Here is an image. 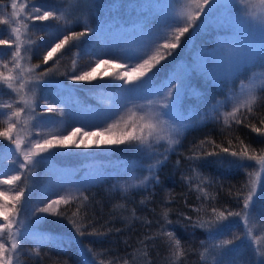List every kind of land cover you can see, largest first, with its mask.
Returning a JSON list of instances; mask_svg holds the SVG:
<instances>
[{
  "label": "trees",
  "instance_id": "16d2710c",
  "mask_svg": "<svg viewBox=\"0 0 264 264\" xmlns=\"http://www.w3.org/2000/svg\"><path fill=\"white\" fill-rule=\"evenodd\" d=\"M8 2L0 0V5H8ZM165 4L164 0H94L80 11L64 10V19L71 23L60 25L62 33L66 32L69 37L65 46L47 61H39V55L34 52L28 57L31 68L23 75V80L18 77L20 83L16 82L15 86H12L13 78L0 74V111L11 109L18 113L16 122L21 124L29 120L26 122L29 130L25 131L20 144L31 138L26 133H31L30 128L38 130L66 113V109L64 113L63 109L57 113L41 112L37 104L42 97H36L34 115L29 116L31 112L26 111L28 93L38 95L45 90L60 105L73 103V107L82 108L87 115L101 109L100 97L105 100L106 95L121 92L120 82L106 78L69 85L63 82L79 64L86 63L85 55H100L94 37L86 30L96 28L102 54L121 53L127 42L136 43L138 37L155 34L160 20L168 17ZM168 5L172 9L179 8L181 2L170 0ZM218 7L212 10L217 11ZM207 13L204 10L193 16L189 32L181 37L170 57L145 75L150 77L148 83L139 84L145 78L142 77L135 85L138 92L148 97L162 93L165 88L172 89L176 84L174 99L172 97L168 105L175 122L186 123L173 149L162 146L156 150L161 153L155 172L158 179L154 178L150 185L116 190L104 180L92 182L67 199V203L52 205L51 210L44 213L48 214V220L41 212L40 222L25 226L21 224L23 215L34 211L30 197L42 195L39 172L46 167L76 169L77 166L72 165L93 168L104 163L103 157L92 155L75 159L47 153L29 154V159L24 160L20 154L11 155L13 144L17 142L15 136L0 141V171L20 169L24 175L25 168L30 167L29 161H33L31 167L34 165L35 170L28 186L24 185V178L20 181L24 187L22 202L17 208L16 220L10 221L16 264H86L81 245L97 264H213L206 257V251L241 236L244 228L239 221L222 223L217 217L220 213L227 217L229 212L241 210L256 168L252 160L236 162L234 159L239 161L240 157L232 153L245 148L248 154L264 150V85L252 109L238 111L233 118L223 120L221 111L214 106L216 103L221 106L222 98H227L228 87L220 92L211 86L210 79L203 77L204 72L199 68L180 73V65L190 68L197 53L214 49L226 34L220 28L204 24L203 17ZM56 24L59 23L49 18L46 23L38 22L37 27L28 25L29 32H33V27L37 29L29 34L33 43L41 46V41L48 38ZM73 33L84 35L73 39ZM222 33L224 35L220 36ZM175 75L178 76L174 78ZM135 148L134 139L110 146L105 162L113 158L117 164L129 166ZM225 148L228 152L223 151ZM7 156L13 158L8 160ZM20 162L25 164L23 169ZM261 209L264 215V197ZM201 223L205 226L201 227ZM166 233L174 235L170 238ZM176 239L180 241L178 246Z\"/></svg>",
  "mask_w": 264,
  "mask_h": 264
},
{
  "label": "rangeland",
  "instance_id": "374dc122",
  "mask_svg": "<svg viewBox=\"0 0 264 264\" xmlns=\"http://www.w3.org/2000/svg\"><path fill=\"white\" fill-rule=\"evenodd\" d=\"M93 1L9 0L8 5L1 4L0 40L8 41V45H0V74H7L8 78H13L12 86H15L16 82L20 83L19 78L23 80V75L31 68L28 57L35 52L39 55V61L45 60L48 52L67 36L66 32L62 33L60 26L71 24L64 19V10L70 8L69 12L80 11L85 8L86 4L91 5ZM177 1H180L181 5L179 8L172 9L168 5L170 0H164L166 3L164 7L167 9L166 16L168 17L160 20L155 34L145 38L138 37L136 43L127 42L125 50L121 53L102 54L99 48L101 45L100 34L96 28L86 30L94 37L96 50L100 52V55H85L86 63L79 64L75 72L66 77L63 82L65 85L89 82L76 81L72 77L84 72H91L93 68L96 71L93 73L94 79L92 80L106 78L112 82L115 81V83L120 82L121 92L118 95H106L108 97L105 100L100 97L102 100L100 110L85 115V111L82 108L73 107V103L60 105L45 90L38 95L28 93L26 111L31 112L29 116L34 115L32 109L36 107V97H42L37 104L40 105L41 112L52 110L57 113L63 109L62 112L64 113L66 109V113L60 119L46 122L38 130L30 128L31 133H26L31 135V138L23 145L20 143H22L25 131L29 130L27 128L28 118L27 123L21 124V122H16L17 119L13 110L0 111L2 113L0 114V133H7L6 136L0 135V141L4 138L10 140L13 136L17 141L13 144L11 153L13 157L20 154L26 160L25 157L29 154L54 153L78 159L79 156L101 155L104 162L93 168H90L89 165H72L77 166L76 169L69 167L44 168L39 172L42 195L40 193V195L27 196V198L30 197L34 211L24 214L21 224L29 226L38 223L41 221L42 214L48 220V214H41L40 209L47 207L50 203L51 206L57 204L52 203L53 201L63 202L72 198L80 192L81 188L92 182L104 180L112 185L110 186L112 189L116 190H124L136 185H150L161 161V153L156 150L162 146L163 149H173L177 143V136L186 123L175 122L170 105H168V101L172 98L169 96V92L175 95L178 86L174 89L165 88L162 93L145 97L135 88L139 78L142 77L139 76L138 71L133 72L132 69L138 68L143 59H150L152 56H162L165 60L168 59L172 52L169 55L164 44L177 43L178 45L176 39L173 40L174 35L179 34L176 29L189 27V20H192L193 16H197L198 12L200 14L207 10L208 13L203 17L204 24L220 28L226 34L220 35H224V37L220 45L214 49L197 53L191 60L190 68L188 65H180V73H185L187 69L199 68L204 72L203 77L206 76L210 79L211 86L218 88L220 92L225 86L228 87L226 89L227 98H222L221 106L219 103L214 106L221 111L220 117L223 120L233 118L238 111H248L255 106L259 90L264 85V0H213L212 3L209 0V4H204L203 0ZM13 3H15V8L12 7ZM215 6H219L217 11L212 10ZM44 12L52 13L49 18H53L59 24H56L55 28L51 30L45 41H41V46L37 47L36 43H33V38L29 36V34L35 33L37 29L33 27V32H29L27 28L31 24L36 26L38 22L44 21L46 23V20L36 19L37 16H42ZM157 36L161 38L157 40ZM145 51H147V55L137 58ZM164 59L159 60L158 63L153 60L152 68ZM100 61H107V63H99ZM152 68L148 69L145 75ZM125 73L134 79L129 80ZM177 76L175 75L174 78ZM174 81L179 82L178 79ZM234 109L238 110L234 112ZM230 113L233 115H229ZM147 125H155V127L149 128ZM109 126L112 127L109 129ZM9 128H11L10 132L8 131ZM76 129H79V132L75 136H71V141L74 143L69 142L64 145L59 143L61 139L69 137ZM133 129H135L134 136L138 139H134L136 150L130 159L131 165H119L113 158L105 162L109 155V147L117 143L104 144L101 141L118 140L123 134L132 132ZM45 140L52 141V147L41 152L36 145L43 144ZM84 145L88 146L85 147ZM248 155L249 157H264V150ZM12 156L10 158L7 156L8 160H11ZM234 160L242 163L252 159L240 157L239 161ZM252 161L256 168L245 193L247 196L251 191L253 195V200L247 209V220L244 219L245 212L242 210V205L238 212L240 213L239 216H227L228 219L222 222L239 221L244 228L243 233L230 244L221 246V243L206 251V257H209L213 264H264V215L261 209L264 197V165L260 163L259 159ZM32 164L33 161H29L30 167L25 168L24 175H21L20 169L10 172L0 171L2 173L0 174V225L4 226L0 227V242L4 244L3 249L0 250V264H9V262L16 264L12 247L15 244L12 239L13 226L9 229L6 225L10 221L16 220L17 208L22 202L24 188L20 181L24 178L25 186L31 183L33 173H35L34 165L31 167ZM14 176H19L20 179L14 180L10 184L7 183ZM17 194H20L19 200L15 199ZM5 214L8 216V220H4ZM81 250L86 264H97L85 246L81 245Z\"/></svg>",
  "mask_w": 264,
  "mask_h": 264
},
{
  "label": "snow or ice",
  "instance_id": "6c2138e0",
  "mask_svg": "<svg viewBox=\"0 0 264 264\" xmlns=\"http://www.w3.org/2000/svg\"><path fill=\"white\" fill-rule=\"evenodd\" d=\"M203 2H204V4H209V0H203ZM212 2H213V0H211V3ZM12 7L15 8V3L12 4ZM205 11H207V10H205ZM51 15H52V13H50V12H44V14L42 16H37L36 19H39V20H47ZM197 15H199V12L197 13ZM192 19H195V18H192ZM189 25L191 26V20L189 21ZM194 30H195V28H193V31ZM176 31L179 34L175 37V39H176L177 42H179L180 39H181V37L184 36L185 33H188L189 32V27H180V28H177ZM83 35H84V33H73L72 34V37H73V39H78L79 37H81ZM160 38H161L160 36H157L156 37L157 40L160 39ZM68 39H69V37L65 36L64 40H62V41H60V43L56 44L55 47H53L52 50L50 52H48L47 56L44 58L45 61H47L50 58H52V56H53L54 53H56L59 49L63 48L65 46V44L68 42ZM0 45H8V41H6V40H0ZM176 47H177V43H165L164 44V48H165V50L168 51V54L169 55L171 54V52L173 50L176 49ZM18 54L19 53L17 52V55ZM143 55H147V51H145L140 57H137V58H142ZM162 59H164V57H162V56H152L150 59H143V62L139 65V67L138 68L134 67L132 69V71L133 72H137L138 71L140 77H145V72H147L148 69H150V68L153 67L152 61L155 60L158 63L159 60H162ZM99 63H107V61H100ZM95 71H96V69L93 68L91 72H84L81 75H74L72 77V79H74L76 81H90V80L94 79L93 73ZM125 75L128 77L129 80H133L134 79V77L128 75L127 73H125ZM149 80H150V77H145L144 80H141L139 82V84H146V83H148ZM172 87L175 88L176 85H172ZM169 96L173 97V99H174V94L172 92H169ZM165 106L167 107V105H165ZM236 110H238V109H234V112ZM0 114H2V113H0ZM14 115H19V114L18 113H14ZM229 115H233V113H230ZM111 127L112 126H109V129ZM147 127L154 128L155 125H147ZM255 130L257 132L260 131V129H255ZM8 131L10 132L11 131V128H9ZM134 131H135V129H133L132 132H127V133L123 134L121 136V138L118 139V140H115V141H113V140H104V141H101V143H104V144L122 143V142L127 141V140L138 139V137H135L134 136ZM77 132H79V129L74 130L70 134L69 137H65V138L61 139L59 141V143L61 145L67 144L69 142H73L74 143V141H71V136H75ZM0 135H5L6 136L7 133H0ZM84 146L87 147L88 145H84ZM36 147L41 152H43V151H45V149H50L52 147V141L45 140L43 144H37ZM223 151L224 152H228V149L225 148V149H223ZM232 155L233 156H239L241 158H248V159H252V160L259 159L260 163L262 165H264V157H259V158L255 157V156L249 157L248 151H247L246 148L242 152H233ZM25 159L27 160V159H29V157L26 156ZM24 167H25V164L24 163H21L20 164V168L23 169ZM0 174H2V173H0ZM19 179H20L19 176H14V177H12V180L7 181V183L10 184V183H12V181L19 180ZM155 179H158V177L155 178ZM15 199L19 200L20 199V194H17V196L15 197ZM252 200H253V195H252V192L249 191L248 195L244 197V201H243V209L242 210L245 212V217H244L245 220H247V216H248L247 209L249 208L250 202ZM58 202L59 201H53L52 203H58ZM65 203H67V201H65ZM50 210H51V203L47 207H45L43 209H40L39 211L42 212V213H48ZM213 212H215V209H213ZM233 215L239 216L240 213H232V212H229L228 213V216L229 217L230 216H233ZM227 219H228V217H225L223 213H220V215L217 217V220H219V221H223V220H227ZM4 220H8V216L6 214L4 216ZM200 226L201 227H204L205 224L204 223H201ZM0 227H4V226L0 225ZM6 227L9 228V229H11V227H12L11 223H9L8 225H6ZM166 235L171 238V237H173L174 234L173 233H166ZM230 243H232V242L231 241H223L221 246L227 245V244H230ZM175 244L177 246L180 244L179 239H176L175 240ZM3 247H4V244L2 242H0V250H2ZM12 247H13V249H15L16 248V245L13 244ZM9 264H10V262H9Z\"/></svg>",
  "mask_w": 264,
  "mask_h": 264
}]
</instances>
